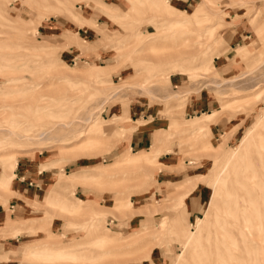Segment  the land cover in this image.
<instances>
[{"label":"rangeland","instance_id":"374dc122","mask_svg":"<svg viewBox=\"0 0 264 264\" xmlns=\"http://www.w3.org/2000/svg\"><path fill=\"white\" fill-rule=\"evenodd\" d=\"M0 211V264H264V0H0Z\"/></svg>","mask_w":264,"mask_h":264},{"label":"crops","instance_id":"0c3cea01","mask_svg":"<svg viewBox=\"0 0 264 264\" xmlns=\"http://www.w3.org/2000/svg\"><path fill=\"white\" fill-rule=\"evenodd\" d=\"M88 33L89 35H92L95 32L91 31ZM168 81H169V85H172L173 83L172 79L169 78ZM203 104L204 103L202 102V100H199L198 102L190 101L189 103H187L185 111L187 112H191V111L195 112L197 110L200 111L203 108ZM129 111L131 113V116H130L131 122H134L137 119L136 118L137 116L141 117L142 119L145 117L143 107L140 108L139 106H136V104L131 103V110L129 109ZM150 139H151V132L147 130V128L144 129L141 126H136L134 130L130 132V136L128 138V147L126 148L130 150L132 149L136 150V152H140L146 149V146L150 143ZM15 166L16 167L14 169V176L16 179V182H15L16 189L15 190H16L17 195L21 196L22 198L32 197V194H34L37 191V188L39 189L41 185L40 182L44 181L45 171L37 172L34 175L33 173H31L32 165L27 160H19L16 162ZM29 183L30 185L28 186ZM9 208H10L11 214L15 215V217L17 216L22 217L24 215L25 206L21 199L14 198L10 200ZM4 214L5 213L3 211H0L1 220L5 218Z\"/></svg>","mask_w":264,"mask_h":264},{"label":"bare ground","instance_id":"6f19581e","mask_svg":"<svg viewBox=\"0 0 264 264\" xmlns=\"http://www.w3.org/2000/svg\"><path fill=\"white\" fill-rule=\"evenodd\" d=\"M200 221V220H199ZM255 222V221H254ZM253 222V223H254ZM256 223V222H255ZM229 228V227H228ZM256 228V227H255ZM230 229V228H229ZM245 230V229H244ZM248 231L246 230V233H247ZM193 234V233H192ZM248 234V233H247ZM258 235H260V234H258ZM232 237V236H231ZM258 237H260V236H258ZM264 238V237H263ZM255 239V238H254ZM256 240V239H255ZM256 241H258V240H256ZM236 248V247H235ZM263 250V249H262ZM233 251V250H232ZM262 253V252H261ZM218 254V253H217ZM218 256V255H217ZM231 258V257H230ZM263 258H264V256H263ZM220 259V258H219ZM222 260V259H221ZM223 262H224V260H222Z\"/></svg>","mask_w":264,"mask_h":264}]
</instances>
